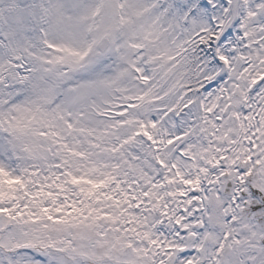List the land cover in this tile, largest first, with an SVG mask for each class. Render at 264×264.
Instances as JSON below:
<instances>
[{
	"label": "snow or ice",
	"instance_id": "snow-or-ice-1",
	"mask_svg": "<svg viewBox=\"0 0 264 264\" xmlns=\"http://www.w3.org/2000/svg\"><path fill=\"white\" fill-rule=\"evenodd\" d=\"M0 264H264V0H0Z\"/></svg>",
	"mask_w": 264,
	"mask_h": 264
}]
</instances>
